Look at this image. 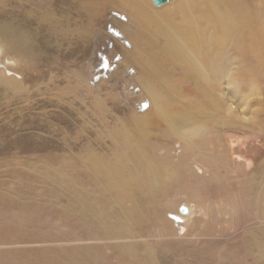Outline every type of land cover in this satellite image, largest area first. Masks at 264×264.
<instances>
[{
    "label": "rangeland",
    "instance_id": "374dc122",
    "mask_svg": "<svg viewBox=\"0 0 264 264\" xmlns=\"http://www.w3.org/2000/svg\"><path fill=\"white\" fill-rule=\"evenodd\" d=\"M176 1L147 6L137 28L124 0H0V18L30 33L37 53L2 68L22 87L0 85V264H264V0ZM166 6L172 15L155 14ZM214 8L228 31L208 49L222 35ZM171 19L197 26L183 54L207 77L170 56L174 38L166 53ZM194 160L201 178L180 172ZM144 168L140 182L157 177L141 227L112 237L80 218L84 197L99 217L113 200L122 211L140 202L147 188L130 175ZM184 199L197 214L177 234L167 212ZM20 217L24 239L5 226ZM128 243L134 256L121 252Z\"/></svg>",
    "mask_w": 264,
    "mask_h": 264
},
{
    "label": "bare ground",
    "instance_id": "6f19581e",
    "mask_svg": "<svg viewBox=\"0 0 264 264\" xmlns=\"http://www.w3.org/2000/svg\"><path fill=\"white\" fill-rule=\"evenodd\" d=\"M123 1V0H122ZM127 5L131 8L130 17L136 22L137 28L141 27V20L146 15L147 6L153 5L154 8H160L164 6V4L172 2V0H167L165 3L161 4L160 6H156L153 2V0H124ZM174 2V1H173ZM181 3V0H177V3ZM131 4L132 6H130ZM182 10V5H178L177 10ZM171 6L164 7L161 11L156 12L155 14L159 16L160 18H167V16L171 13ZM186 11V10H185ZM177 12V11H176ZM211 15L208 20H210V23L215 25L217 28H219L222 32V35L220 36V39L217 38L211 39V36L209 35L206 40V46L207 48L211 49L215 46H223L225 45V36L227 37V31H228V24L225 23L226 16L222 11H219L217 8H214L211 12ZM54 15L53 11L50 10L48 13H46V18L51 19V16ZM1 17V16H0ZM196 21H199L196 19ZM193 21H186L182 23L181 20L174 21L173 19L170 20V23L167 25L166 33H167V39L170 41V43L165 44L166 47V53L168 50V47L170 44H172V41L175 46L172 45V47L176 48L177 51H168L170 56H178L182 55L187 58L188 62L185 64L186 67H190L189 70H192V72H196L201 77H207L208 75L206 73V68L202 66L201 63L189 58V54H183L187 51L184 50L185 47H188L191 50H195V47L193 45V41L198 37V29L196 25H193ZM136 26V25H135ZM136 29V28H135ZM175 36V37H173ZM174 38L175 40L171 39ZM198 42V41H197ZM167 53V54H168ZM37 57L36 53V45L33 42V37L30 36V33L23 31L10 23L4 21L2 18H0V85H2L4 88L12 89V90H19L22 87V82L20 80H16L12 77L13 73L10 71L8 74H4L2 72V68L6 65H14V62L12 59H17L21 61L24 65L31 64L33 62V59ZM194 66V67H193ZM181 116H177L178 121H180ZM245 119H249L248 117H245ZM228 121V120H227ZM189 122V121H188ZM188 122H184L185 124H188ZM229 122V121H228ZM190 123V122H189ZM172 126L177 134L184 135L185 131L188 129V127L185 125L183 128L180 127L182 130H180L177 126L174 125V120H172ZM197 126V125H196ZM189 127L192 129L193 127ZM232 141V140H231ZM241 141V140H240ZM235 144H238V141L236 143H232V146H235ZM239 145V144H238ZM131 154H134V152L129 149L128 150ZM137 152L139 153L138 161L140 164L144 163L145 168L147 171L152 175L157 170L155 165H152L150 163V159L145 156V153L142 149L137 148ZM232 155L237 159L241 160L243 158V155L236 154V152L232 148ZM143 157V160L145 162H142L140 159ZM195 161V160H194ZM242 162H245L246 168L248 169V172L250 171V168L253 165V161L250 159H243ZM180 165V164H179ZM178 165V166H179ZM145 168L138 174H131L130 179L134 182H137L140 187L147 188V191L143 192V195L141 196L140 202L137 203H131L130 208H128L125 211H122L119 207V203L117 200L112 201V206L105 207V210L102 212L103 214L99 217V209H89V202L90 200H86L85 197L80 200V203L77 204V208L79 211V216L83 221L90 222V219H96V223L102 227L103 229H106L109 232H112V237H118L128 229H131L132 226L141 227L143 225L144 221V213H143V207L144 206H150L153 204V199L151 192L153 191V183L155 177L148 179L146 181L140 182L141 178L144 176ZM205 166L197 163L196 161L194 163H182L180 167V172H185L191 176H198L203 177ZM250 176L247 185L250 187L255 188L256 187V178L254 174L248 173ZM115 182V181H114ZM128 182L127 179H123V181L119 182V184L116 186L118 189L121 187L124 188L123 184H126ZM140 189V188H139ZM259 203V202H258ZM181 206H183L182 209ZM200 206V204L198 205ZM258 206V205H257ZM203 207V205L201 206ZM177 208V209H176ZM174 208V210L169 209L167 212V217L172 221V226L177 234H182L181 232L188 227V223L190 220H193L197 214V210L195 207V203L190 202L186 199L182 200L181 203L177 205V207ZM264 209V201L261 202L260 209ZM22 218L20 217L18 220L14 222H8L5 220V226L9 229H11L16 237L18 239H24L22 235L18 233V229L20 228V225L22 223ZM186 232H188L186 230ZM184 234V233H183ZM121 248V252L123 254L134 256L136 254V248L133 244H122L119 245Z\"/></svg>",
    "mask_w": 264,
    "mask_h": 264
},
{
    "label": "water",
    "instance_id": "95a60500",
    "mask_svg": "<svg viewBox=\"0 0 264 264\" xmlns=\"http://www.w3.org/2000/svg\"><path fill=\"white\" fill-rule=\"evenodd\" d=\"M165 1H167V0H153L154 4L156 6H160L161 4L165 3ZM182 208H183V206H181L180 209H182Z\"/></svg>",
    "mask_w": 264,
    "mask_h": 264
}]
</instances>
